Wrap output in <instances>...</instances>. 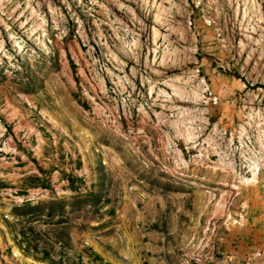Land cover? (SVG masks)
<instances>
[{
    "label": "rangeland",
    "instance_id": "374dc122",
    "mask_svg": "<svg viewBox=\"0 0 264 264\" xmlns=\"http://www.w3.org/2000/svg\"><path fill=\"white\" fill-rule=\"evenodd\" d=\"M0 264H264V0H0Z\"/></svg>",
    "mask_w": 264,
    "mask_h": 264
},
{
    "label": "built area",
    "instance_id": "2783aa9c",
    "mask_svg": "<svg viewBox=\"0 0 264 264\" xmlns=\"http://www.w3.org/2000/svg\"><path fill=\"white\" fill-rule=\"evenodd\" d=\"M200 91L203 96L207 97L208 100H211L213 102L216 101L217 97L213 93L209 83L207 82L204 76L200 79ZM85 244H87V242H85ZM260 255L261 253L259 252L258 256ZM14 256H17V253H14Z\"/></svg>",
    "mask_w": 264,
    "mask_h": 264
}]
</instances>
